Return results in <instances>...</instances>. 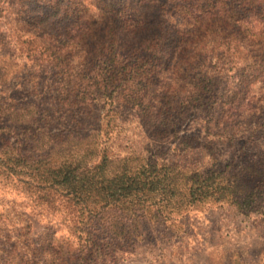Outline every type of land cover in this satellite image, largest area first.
I'll return each mask as SVG.
<instances>
[{
	"label": "trees",
	"instance_id": "obj_1",
	"mask_svg": "<svg viewBox=\"0 0 264 264\" xmlns=\"http://www.w3.org/2000/svg\"><path fill=\"white\" fill-rule=\"evenodd\" d=\"M2 19L48 38L50 43L42 44L32 35L17 45L36 63L52 67L58 108L92 107L99 100L109 106L108 133L116 102L137 110L148 132L158 137L174 132L189 113H202L216 125L232 123L240 113H246L245 122L264 119V98H249L252 88L264 83V0H0ZM245 41L254 43L253 49L245 50ZM176 52L184 56L178 73L171 74ZM77 56L79 66L73 62ZM233 58L245 67L236 70V87L222 90ZM178 139L185 150L203 145L199 134ZM3 155L0 176L16 178L41 204L67 206L72 222L66 248L53 245L55 240L49 246L55 256L77 264L107 255L99 243L106 215L115 223L169 221L211 201L250 213L264 198V153L234 171L212 154V165L203 170L116 157L94 136L65 142L38 159ZM73 238L80 242L77 249ZM24 247L23 255L1 250V264H35L29 260L31 244Z\"/></svg>",
	"mask_w": 264,
	"mask_h": 264
},
{
	"label": "rangeland",
	"instance_id": "obj_2",
	"mask_svg": "<svg viewBox=\"0 0 264 264\" xmlns=\"http://www.w3.org/2000/svg\"><path fill=\"white\" fill-rule=\"evenodd\" d=\"M11 22L9 25L5 19L0 20L2 156L9 152L38 159L53 154L65 142L94 136L101 148L116 157H143L203 170L212 165V154L220 165L234 171L264 153V119L260 123L248 119L245 122L246 113L233 117L232 123L226 119L219 125L202 113H189L174 132L158 137L148 132L137 110L120 102L109 113L113 118L109 133L105 123L109 106L105 107L102 100L92 107L58 108V79L52 67L36 63L17 45L32 35L42 44L50 41L38 30ZM243 44L245 50L253 49L254 43ZM183 56L180 52L174 54L171 74L178 73ZM81 59L77 56L73 62L79 66ZM239 62L233 58L228 64L222 90L236 87L239 82L236 70L245 67ZM169 82L165 78L164 84ZM254 96L264 98V83L258 82L252 88L249 98ZM195 134L200 135L203 147L185 150L178 138ZM206 146L212 148L205 150ZM68 214L64 204L54 208L41 204L16 178L0 176V264L1 250L23 255L24 242L31 244L32 263L77 264L75 260L55 256L57 251L49 246L55 240L53 245L62 243L66 248L64 242L70 236L68 226L72 222ZM110 216L102 220L106 227L99 241L108 250L107 255L90 258L85 264H264V198L250 213L229 203L211 201L199 203L169 221L139 218L115 223ZM44 240L47 241L43 244ZM72 240L73 249H77L80 242ZM81 243H85V238ZM41 247L48 252L43 254Z\"/></svg>",
	"mask_w": 264,
	"mask_h": 264
}]
</instances>
